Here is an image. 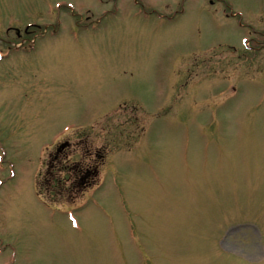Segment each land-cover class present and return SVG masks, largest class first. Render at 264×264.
Segmentation results:
<instances>
[{"label":"rangeland","instance_id":"374dc122","mask_svg":"<svg viewBox=\"0 0 264 264\" xmlns=\"http://www.w3.org/2000/svg\"><path fill=\"white\" fill-rule=\"evenodd\" d=\"M138 1L0 0V264H264V0Z\"/></svg>","mask_w":264,"mask_h":264},{"label":"flooded vegetation","instance_id":"af4514ba","mask_svg":"<svg viewBox=\"0 0 264 264\" xmlns=\"http://www.w3.org/2000/svg\"><path fill=\"white\" fill-rule=\"evenodd\" d=\"M31 32V30H29V29H26L25 31H23V33H24V35H27V34H29ZM18 35L19 36H21V33H19L18 32ZM59 151H61V150H59ZM95 166H93V168L91 169H85L84 171H83V174H82V179H81V181H80V183L79 184H82L83 186H86V184L87 185H90L91 184V181H87V179L88 180H91V174H93V175H95L96 174V171H95Z\"/></svg>","mask_w":264,"mask_h":264}]
</instances>
